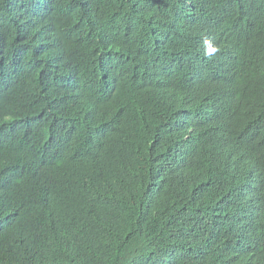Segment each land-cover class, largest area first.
Returning a JSON list of instances; mask_svg holds the SVG:
<instances>
[{
  "label": "trees",
  "instance_id": "obj_1",
  "mask_svg": "<svg viewBox=\"0 0 264 264\" xmlns=\"http://www.w3.org/2000/svg\"><path fill=\"white\" fill-rule=\"evenodd\" d=\"M51 36L90 51L86 70L27 42ZM104 40H137L125 77L100 78ZM152 40H264V0H0V264H264L247 222L264 138L240 145L229 107L184 85L152 103L136 66Z\"/></svg>",
  "mask_w": 264,
  "mask_h": 264
},
{
  "label": "clouds",
  "instance_id": "obj_2",
  "mask_svg": "<svg viewBox=\"0 0 264 264\" xmlns=\"http://www.w3.org/2000/svg\"><path fill=\"white\" fill-rule=\"evenodd\" d=\"M50 38L27 42L38 56L66 77L73 68L86 70L92 58L90 51L79 49L70 40H56V36ZM134 43L137 40H104L108 49L97 61L100 78L104 79L107 73L116 79L125 77L124 68L133 60L127 50ZM150 44H156L152 53L147 57L142 52L136 59V66L138 78L145 81L147 97L152 103L162 105L174 98L184 85L194 94L204 92L199 98L202 106L224 103L229 107L230 113L221 122V128L228 137L231 130L238 131L237 143L240 145L255 147L264 138V40H235L222 48L218 47L220 42L213 40H152ZM232 47L235 48L231 56L225 55L224 50ZM121 89L120 85L112 90L108 85L103 86L107 92ZM236 110L254 123L240 128ZM8 124L9 121L4 122L0 129ZM231 153L242 155L235 149ZM2 156L3 146L0 145V161ZM255 170L260 177L252 178L251 183L263 182L264 166L256 163ZM219 173L213 169L210 175L220 178ZM2 211L0 196V217ZM247 222L251 231L264 230V197L253 205ZM14 237L12 232L0 242V252L10 253L6 246Z\"/></svg>",
  "mask_w": 264,
  "mask_h": 264
}]
</instances>
